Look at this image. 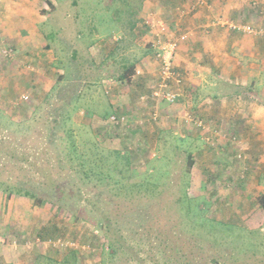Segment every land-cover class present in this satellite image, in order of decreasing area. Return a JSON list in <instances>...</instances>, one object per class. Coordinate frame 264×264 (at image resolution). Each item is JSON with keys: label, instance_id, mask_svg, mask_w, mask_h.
<instances>
[{"label": "rangeland", "instance_id": "1", "mask_svg": "<svg viewBox=\"0 0 264 264\" xmlns=\"http://www.w3.org/2000/svg\"><path fill=\"white\" fill-rule=\"evenodd\" d=\"M187 1L193 3L169 7L168 14L160 9L169 6L167 0H31L29 32L37 30L30 36L42 37L33 40L34 54L24 57L13 47V59L3 56L10 43L0 30V264H64L67 250L78 252L76 264H264V210L257 200L264 194L263 137L211 130L189 112L195 123L188 125L210 131L179 133L168 121V130L157 136L132 133L140 129L134 123L121 128L101 118L110 106L131 117L136 107L150 110L156 104L161 117L166 102L150 108L148 99L139 100L149 93L132 97L130 83L108 89L105 80L116 78L124 58L156 75L157 23L176 39L175 22L194 25L198 1L212 6L210 0ZM8 2L0 0V12ZM226 5L225 16L206 10L215 18L212 29L241 39L264 36V0H237L235 9ZM130 8L138 19L132 35L112 19L116 9L125 10L120 19L127 18ZM236 11L238 22L232 17ZM199 58L210 67L211 61ZM155 81L145 86L151 89ZM179 93L180 101L181 87ZM129 98L136 99L134 112H121L119 104ZM176 110L166 112V120L187 113L183 106ZM150 113L140 118L144 128L155 124L145 121ZM72 144L86 166H96L94 177L85 178L68 161ZM135 150L137 159L113 170L111 152ZM202 151L210 158L207 166L200 163ZM111 171L119 181L115 188L100 179ZM49 250L62 253L49 260Z\"/></svg>", "mask_w": 264, "mask_h": 264}, {"label": "crops", "instance_id": "2", "mask_svg": "<svg viewBox=\"0 0 264 264\" xmlns=\"http://www.w3.org/2000/svg\"><path fill=\"white\" fill-rule=\"evenodd\" d=\"M167 1L170 2L168 3L169 6H160V9L167 11L168 14L173 12L170 11L169 7H186L193 3L187 0ZM218 1L220 3H216L215 0L209 1L212 4L210 13L213 12V9H219L222 12L221 15L225 16L224 13L228 11L226 9L227 3H230L232 9L236 8L233 5L237 6V0ZM45 3L48 4L47 1ZM31 7V0H9L8 3L1 5L2 10L0 12V30L3 38L10 43L8 44L9 47L16 48L24 57L35 53L33 52L36 50L35 46L32 47L34 45L33 40L40 41L42 37L40 32L38 38L33 39L30 36L37 30L33 29L29 32ZM210 9L205 7V4L200 6L199 11L194 12L191 17L194 25L189 20H185L189 18H185L184 22L187 23H184V26L181 24L176 26L175 22L173 28L176 32L175 36H178L176 38L178 46L174 65L180 68L181 75L183 74V77L181 76L183 81L181 84L182 94L179 103L174 106L166 105L157 123L145 126V128L134 129L132 133H145L147 130L152 135L158 136L168 130V125H171L169 122H171L174 126L172 129L179 133H184L183 129H185V133H206L210 131L209 128L215 131L228 129L232 133H241L237 135L246 139L264 138V79L260 76L261 71L264 72V36H254L257 40L252 38L241 39L234 32L221 28L212 29L211 23L215 18L211 21L210 15L206 11ZM41 10H46V8ZM217 14L219 15V13ZM237 16L238 22L240 19L236 11L232 15L233 20ZM169 25L172 27V19L169 20ZM210 30L211 33L208 34ZM205 33L207 38L204 36ZM200 55L211 61L210 67H205L199 62ZM89 72L90 70L87 73ZM155 79L156 75L151 76L150 71H146V65L141 68L136 64L135 74L130 82L133 88L132 92H134L131 96L133 97L139 91L149 93L150 89L145 85L154 82ZM86 99L89 102V97L86 96ZM135 100L132 102V98H129L121 102L119 104L120 111L125 112L132 109L134 112ZM148 103L151 108L152 102L149 101ZM182 106L185 112H189L194 118L208 122L209 128L200 132L188 125L190 123H185L183 117L180 118L178 115L176 120H166V112L170 111L175 114L176 108L180 109ZM151 109L136 107L137 111L133 114L128 113V115L140 119L150 113ZM116 110V107L110 106L104 113L108 115ZM215 131L213 133H216ZM217 156L222 155L217 154ZM199 158L202 166H207L210 162V158L203 151L199 153ZM194 162L193 160V165Z\"/></svg>", "mask_w": 264, "mask_h": 264}, {"label": "built area", "instance_id": "3", "mask_svg": "<svg viewBox=\"0 0 264 264\" xmlns=\"http://www.w3.org/2000/svg\"><path fill=\"white\" fill-rule=\"evenodd\" d=\"M156 23H151L153 28ZM155 33H157V39L152 44V49L154 52V60L157 64V74L156 81L153 87L150 89L149 95L142 96L139 98L141 102H145L148 99L150 102L159 103L160 101L166 102L168 105L176 104L179 101V91L182 84V77L178 73L177 69L174 68V57L177 49V40L172 38L168 32V28L164 23H157L154 27ZM235 29V27H233ZM244 28V27H243ZM167 30V31H166ZM248 30L249 29H244ZM243 30V31H244ZM160 34L167 35L166 39L160 38ZM3 56L8 59H13L15 57V51L11 47H6L2 50ZM116 84L114 80L107 81V88L110 89V86ZM106 88V91H109ZM130 117H127L124 114H117L115 112L110 113L107 117V122L113 126H119L121 128L130 126L131 123H134L137 128H142L144 125L143 119H135L132 122ZM159 119V110L157 104L152 108L151 113L145 121L156 123ZM143 120V121H141ZM185 123H195L194 119L185 113L183 117ZM200 124H198L199 126Z\"/></svg>", "mask_w": 264, "mask_h": 264}, {"label": "trees", "instance_id": "4", "mask_svg": "<svg viewBox=\"0 0 264 264\" xmlns=\"http://www.w3.org/2000/svg\"><path fill=\"white\" fill-rule=\"evenodd\" d=\"M196 5L204 6V4L199 2V1H198V3ZM116 10L114 11V13H116V14H114L112 16V19H115V21L119 20V23L124 26L125 32H127L129 35H132L133 32H134L135 26L138 23V19L136 17V12L132 8H130V9L127 10L128 11L127 18L120 19L118 17V15H123L125 10H123V11H120V10L116 11ZM121 40H123V39H121ZM118 43L119 44L117 46H120L122 41H120ZM152 51H153V49H152ZM153 59H154V52H153ZM123 60L126 61V62H124L123 65L121 66L122 67L121 68V72L117 74V76L114 79V81L117 82V83H122V82L123 83H130L132 76L135 74L136 64L133 61H130V62L127 61L126 58H124ZM84 71H86V70H84ZM108 80H113V79L110 78V79H106L105 81H108ZM111 113H113V112H111ZM108 115L104 113L103 115H101V118L107 119ZM68 117H69V115L67 114L66 117L64 118V120H66ZM138 151H140V150L138 149ZM110 155L111 156L114 155V161L112 162L114 164V166L112 167L113 170H118L120 164H123L127 168V166H129L131 164L132 160L134 161L135 159L138 158L137 157L138 156L137 151L136 152H134V151L128 152L127 151L124 155H121L120 152L115 151V153L111 152ZM188 157H189L188 170H190L192 165H193V161H192L190 155ZM83 159H84V155L79 153V152H77V150L75 149L74 145L72 144L69 147L68 161H70V163L73 162L74 164H77V166H78V168L80 170V171L77 170V172H82L85 175V178L89 179L90 177L91 178L94 177L93 169L96 168V166L94 164H89L88 166H86L85 163H84L85 161ZM90 165H91V167H90ZM91 169H92V171H91ZM120 170H122V169H120ZM115 172L116 171H111L109 174L106 173L104 175L105 177L100 176V179H102V181L105 182V183L109 182L111 188H115L118 185V183H119V181L117 179H115V177H116V173ZM91 173H92V176H90ZM107 179H108V182H107ZM128 185H129L130 188H132V187H135L136 184L128 182ZM4 194H6V193L4 192ZM61 195L63 196V193H61ZM9 196H11L10 193H8L6 195V198H8ZM33 198H35V197H33ZM257 200L259 202L260 208H262L264 210V194H262ZM41 202H42L41 199H35V203L36 204L41 203ZM39 238L41 240L45 239L43 236H40ZM48 253H49L48 254L49 255V257H48L49 260L50 259H55L56 260V258H57L56 255H58V254H60L62 252L49 250ZM50 253L53 254L55 257H51ZM77 258H78V252L76 250H67L62 256V262L64 264H76L77 263L76 262ZM45 262H48V261H45Z\"/></svg>", "mask_w": 264, "mask_h": 264}]
</instances>
